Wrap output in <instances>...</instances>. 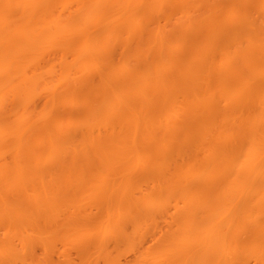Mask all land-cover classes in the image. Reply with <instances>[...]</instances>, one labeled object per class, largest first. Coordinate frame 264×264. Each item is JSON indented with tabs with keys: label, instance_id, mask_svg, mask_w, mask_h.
<instances>
[{
	"label": "bare ground",
	"instance_id": "1",
	"mask_svg": "<svg viewBox=\"0 0 264 264\" xmlns=\"http://www.w3.org/2000/svg\"><path fill=\"white\" fill-rule=\"evenodd\" d=\"M180 1L0 0V176L8 172L3 165L6 156L16 164L28 160L58 165L71 159L79 144L93 146L94 155L115 153V158L118 153L132 155L137 144L195 146L201 152L199 163L205 164L204 171L213 178L207 187L215 192L210 193L205 183L198 190L203 186L206 196L218 203L225 198L221 202L231 210L224 225L228 223L233 230L234 217L240 216L241 226L248 228L253 222L261 229L251 230L252 234L249 229L243 231L246 239L253 235L262 240L257 238L256 243L261 242L256 246L251 241L252 250L246 243L240 252L230 249L229 263L248 264L254 259L253 263L264 264V12L252 0H236L227 4L225 12L215 10L198 19L199 5L208 8L209 1L183 0L186 9L178 10L175 6ZM229 16L239 17L235 26L226 21ZM180 37H184V50L174 52L170 41ZM118 54L119 63L110 70ZM131 58L138 62L136 66L127 63ZM95 70L96 75L92 74ZM36 96H44L45 102L32 111L30 100ZM11 115L17 121H10ZM140 131L145 135L138 138ZM60 142L66 148L64 154L59 151ZM165 150L158 151L159 158L168 153ZM17 183L20 187L21 182ZM15 187H11L17 192L12 191L13 198L24 194L25 199L22 189ZM206 190L201 191L205 199ZM18 192H22L20 197ZM200 195L198 237L202 239L208 215L213 213L205 209L211 197L201 203ZM211 199L212 205L216 203ZM18 204L14 209L10 205V213ZM24 206L19 210L31 207ZM23 243L20 246L26 248ZM202 249L198 248V254Z\"/></svg>",
	"mask_w": 264,
	"mask_h": 264
},
{
	"label": "rangeland",
	"instance_id": "2",
	"mask_svg": "<svg viewBox=\"0 0 264 264\" xmlns=\"http://www.w3.org/2000/svg\"><path fill=\"white\" fill-rule=\"evenodd\" d=\"M205 1H209V7H203L202 9L199 5L198 19H205L208 14L215 10L218 11V14H220V11L225 12L228 8L227 4L230 3V1L236 0ZM252 1L254 4L261 6L260 10L264 12V0ZM186 6L187 4L182 0L176 4L175 8L184 10ZM186 13V11L183 12L181 16H184ZM238 19L239 17L235 18V16H229V19L226 21H228L231 26H235ZM218 33H220V31ZM183 39L184 37H180L178 39L179 41H170L173 49L172 51L181 53L184 50L185 42ZM119 40L122 42L120 37ZM118 55L113 58V60L115 59V63L110 66V70L119 63L118 60L121 58V55L120 57ZM127 63H129L130 66H136L138 62H135V60L131 58ZM108 66L109 65H107V67ZM97 71L95 70L92 74L96 75L95 73H97ZM30 101V107L32 111H34V109L39 108L45 102V97L36 96ZM67 109H71V107ZM10 121L17 120L12 116ZM236 124H239L238 119H236ZM143 134L144 131H140L137 133V137L141 138ZM174 145L173 147L169 144L168 146L154 147L152 144H137L134 146L135 149L132 150V152L134 151L131 153L132 155L125 154L124 156L123 154L122 157V155L118 153L115 158V155H113L115 153H112V155H110L111 153L103 155V153L99 154L97 152V155L99 154L100 156L94 155L96 149H93V146L79 144L77 145L78 150L75 148L77 153H74L71 159L62 160V164L58 162V165H55L53 162L44 161L40 163L29 161V163H27L28 160L26 164L24 160V163L21 161L23 164H16L17 162L11 160V156H6L7 158L3 165L10 170L7 168L6 171L8 172H2L0 176V204L1 206L2 204H8L7 206L9 208L6 207V205L0 208V222H2V225H0V261L2 262L0 263H4L1 259L5 258L8 264H230L231 262L228 257L231 255L227 254V252L232 253L231 250L233 247L239 249L237 252H240V249L245 250L240 246L245 247L249 244L251 245L249 249L252 250V247L256 246L255 244H259L262 239L259 237L261 240L256 243L258 237L255 236L253 239V235H251L252 239L250 240L249 235V238L246 239V234L242 235V233L243 231L245 232V229H249V231L247 230L248 233L251 232V230L255 233L261 230H259L260 227L253 224V222L248 228L247 225L241 226L243 221L238 224V221L241 220L239 215V218L237 216H235L236 218L234 217L235 223L233 224V230L231 225V228L229 227L227 223L228 220L226 222L227 225H224V221H226L225 219L229 215L228 210L231 209H227L229 207H227L228 205L224 202L226 201L224 200L225 198H221L218 203L213 196H206L208 190H213L209 188V186L207 187V183L210 182V180L212 181L213 178L211 179L210 175H207L206 171H204L206 168V166H204L205 164H202L203 162L199 163L198 161V152H200V150L198 151V148L195 149V146H191L190 149L188 148L190 146L184 148L183 144L180 147L179 145L178 147ZM64 148L65 147H63L60 142L59 151H62L61 154L65 151ZM161 149L163 151L166 149L165 152L168 151V153L160 157L161 160H159L158 151L162 152ZM175 150L178 153L177 155ZM155 151L157 152V156H155ZM171 151L175 154H170ZM118 155L121 156L118 157ZM171 155L173 158L170 157ZM100 157L102 159H100ZM44 163L46 164L43 166ZM53 164L55 166L60 165L61 168H59L60 166L56 168ZM17 165L18 169H15ZM37 168H41L42 170L38 172ZM44 168H46V170H43ZM12 169L13 173L16 170H18V172L16 171L14 175L11 173ZM48 169H51V171L53 170V172L50 171L52 174L51 176L50 173H48ZM35 172H38V174ZM2 178L5 181L2 180ZM20 178L21 180L19 181ZM16 181L21 182L22 186L23 181L24 187L21 188V185L19 187V183L16 184ZM200 183L201 185L205 183L208 188V190H206L205 188L203 189L202 186V190L199 189L201 191L206 190L203 196L205 195L207 199L210 197L213 198L210 199L213 202L216 201V203L212 205L210 199L207 200L202 197L201 193L203 192H198V185ZM2 185H4V187ZM15 185L17 187H15ZM212 185L210 187H212ZM35 186L38 189L35 188ZM11 187L21 188L22 192L25 193V199H23L24 194L20 195L21 197L19 196L22 192H18L20 198H13L14 194L17 192ZM8 189L11 194L8 192ZM26 189L27 193L24 192ZM30 192H34L35 195ZM9 195L11 196L9 197ZM198 195H200L199 199L201 203L207 200L205 203L208 206H205H207V208L211 206L208 210L205 208L206 212L210 209L212 210L211 213H213H207V215H210H208L209 219L207 218V222L203 227L204 230L206 229L203 236L204 239H201L202 235L198 237V208L200 207ZM4 197L7 198L4 199ZM34 197L36 199H34ZM19 199H22V201L20 202ZM27 200H29V202ZM222 200L224 201L221 202ZM17 201L23 204V206H31L33 202L36 204L37 201V205L34 207V204H32L31 207H27L28 209L23 208L24 211L20 208L21 211L19 207L23 206L21 204L19 205ZM208 201L210 204L207 203ZM221 203L222 205H220ZM223 203L225 205H223ZM15 204L19 205V207L17 206L18 208H15V211L18 209L17 211H19V213H15V211L12 213L13 210H11L10 213V205H13L12 209H14L13 207H15ZM216 204L218 207H216ZM7 208L8 210H6V212L2 210ZM7 211H9V220L8 214L6 215V213H8ZM30 213H32V215H30ZM17 214H19V216ZM21 214L23 215L22 217L20 216ZM33 215H35V217ZM225 215H227V217ZM30 216L31 218H29V220L28 217ZM221 216H224V218L220 219ZM33 218H37V222H34ZM10 220L12 223H7V221ZM28 221H32L33 223L29 222V224ZM248 222H246V224ZM31 223L32 225L35 223V225L32 226ZM214 223H216V225H214ZM236 224H238V227ZM257 227L259 228L256 229ZM218 229L220 231H218ZM233 235H235L234 239ZM241 239L244 241V245L241 244L243 243ZM245 239L247 240L246 242ZM232 241L235 242V244L232 245ZM251 241H253V243ZM23 242H25L26 248L25 246L24 248L20 246H23ZM216 242H218V244H216ZM2 243H6L7 248ZM214 244H216V246H214ZM225 244L226 246H224ZM12 245L14 248L16 246V248H11ZM219 247H221L220 249L222 251L218 249ZM198 248H203L200 250L201 252H199L201 254H198ZM9 249H12L10 256L6 255L9 254ZM225 250L226 253L224 252ZM13 251L17 255L19 254V257ZM254 261V259H251L247 261V263L257 264L258 261L253 263Z\"/></svg>",
	"mask_w": 264,
	"mask_h": 264
}]
</instances>
